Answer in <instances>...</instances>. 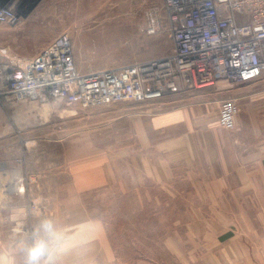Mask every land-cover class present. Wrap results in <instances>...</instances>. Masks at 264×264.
<instances>
[{
    "label": "rangeland",
    "instance_id": "374dc122",
    "mask_svg": "<svg viewBox=\"0 0 264 264\" xmlns=\"http://www.w3.org/2000/svg\"><path fill=\"white\" fill-rule=\"evenodd\" d=\"M16 8L19 22L0 24V48L9 57H31L64 32L82 72L165 56L172 48L166 26L146 30V12L157 8L163 16L162 0H21ZM261 88L264 81H221L156 106L83 108L54 100L0 105V197L12 195L9 182L18 178L15 188L30 198L66 193L72 182L67 176L74 175L81 206L105 221L123 263L172 264L174 248L192 246L167 241L189 236L200 205L188 173L194 176L195 160L179 157L178 144L200 141L202 126L222 127L219 111L230 102L236 107L233 126L223 133L257 152L264 147ZM34 204H26L27 214L42 207Z\"/></svg>",
    "mask_w": 264,
    "mask_h": 264
},
{
    "label": "built area",
    "instance_id": "2783aa9c",
    "mask_svg": "<svg viewBox=\"0 0 264 264\" xmlns=\"http://www.w3.org/2000/svg\"><path fill=\"white\" fill-rule=\"evenodd\" d=\"M20 1H0V24L19 22ZM162 9L163 16L157 8L146 12L148 32L166 26L170 33L171 51L161 57L82 72L67 32L28 58L9 57L7 48H0L7 58L0 61V105L51 100L83 108L154 104L221 81L252 83L264 74V0H162ZM235 112L234 104H222L221 126L231 128ZM15 187H7L8 192Z\"/></svg>",
    "mask_w": 264,
    "mask_h": 264
},
{
    "label": "crops",
    "instance_id": "0c3cea01",
    "mask_svg": "<svg viewBox=\"0 0 264 264\" xmlns=\"http://www.w3.org/2000/svg\"><path fill=\"white\" fill-rule=\"evenodd\" d=\"M262 81L264 74L249 84ZM259 98L264 106L263 88ZM225 128L202 126L197 129L200 141L191 138L178 144L179 157L195 160L194 176L188 173L196 182L200 205L189 236L167 241L192 246L174 248L172 264H264V147L252 152L250 144L245 147L239 138L224 134ZM67 177L72 182L66 193H34L30 198L14 190L0 197V264H25L28 249L44 237L37 229L45 220L52 222L58 240L49 242L40 264H128L117 256L102 217L81 206L75 176ZM30 201L36 207L42 204L32 215L25 209Z\"/></svg>",
    "mask_w": 264,
    "mask_h": 264
},
{
    "label": "clouds",
    "instance_id": "9594fccd",
    "mask_svg": "<svg viewBox=\"0 0 264 264\" xmlns=\"http://www.w3.org/2000/svg\"><path fill=\"white\" fill-rule=\"evenodd\" d=\"M40 230H43L44 237L36 239L33 246L28 249L25 264H40V258L48 251L49 242L58 240V235L51 221H42L37 233Z\"/></svg>",
    "mask_w": 264,
    "mask_h": 264
},
{
    "label": "bare ground",
    "instance_id": "6f19581e",
    "mask_svg": "<svg viewBox=\"0 0 264 264\" xmlns=\"http://www.w3.org/2000/svg\"><path fill=\"white\" fill-rule=\"evenodd\" d=\"M15 183L16 184L18 183L16 179L15 180H11V182H9L10 187L14 188L15 187Z\"/></svg>",
    "mask_w": 264,
    "mask_h": 264
}]
</instances>
